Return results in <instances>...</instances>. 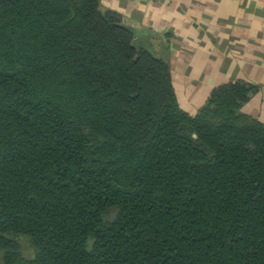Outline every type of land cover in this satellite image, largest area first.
Wrapping results in <instances>:
<instances>
[{
	"label": "trees",
	"instance_id": "1",
	"mask_svg": "<svg viewBox=\"0 0 264 264\" xmlns=\"http://www.w3.org/2000/svg\"><path fill=\"white\" fill-rule=\"evenodd\" d=\"M135 36L101 0H0L3 264H264L258 86L191 114Z\"/></svg>",
	"mask_w": 264,
	"mask_h": 264
},
{
	"label": "crops",
	"instance_id": "2",
	"mask_svg": "<svg viewBox=\"0 0 264 264\" xmlns=\"http://www.w3.org/2000/svg\"><path fill=\"white\" fill-rule=\"evenodd\" d=\"M167 57L180 105L195 114L222 83L258 86L242 110L264 122V0H101Z\"/></svg>",
	"mask_w": 264,
	"mask_h": 264
},
{
	"label": "rangeland",
	"instance_id": "3",
	"mask_svg": "<svg viewBox=\"0 0 264 264\" xmlns=\"http://www.w3.org/2000/svg\"><path fill=\"white\" fill-rule=\"evenodd\" d=\"M18 239L22 245L24 255L27 257L33 256L34 255V249H33V246L31 244L29 238L26 236H19ZM0 264H3V262H0Z\"/></svg>",
	"mask_w": 264,
	"mask_h": 264
},
{
	"label": "built area",
	"instance_id": "4",
	"mask_svg": "<svg viewBox=\"0 0 264 264\" xmlns=\"http://www.w3.org/2000/svg\"><path fill=\"white\" fill-rule=\"evenodd\" d=\"M146 1H148V0H146Z\"/></svg>",
	"mask_w": 264,
	"mask_h": 264
}]
</instances>
